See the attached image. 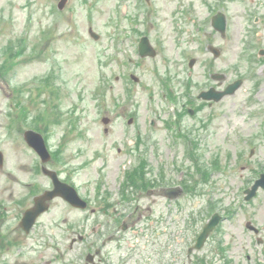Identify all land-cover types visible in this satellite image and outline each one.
Instances as JSON below:
<instances>
[{
	"label": "rangeland",
	"instance_id": "1",
	"mask_svg": "<svg viewBox=\"0 0 264 264\" xmlns=\"http://www.w3.org/2000/svg\"><path fill=\"white\" fill-rule=\"evenodd\" d=\"M59 1L0 0V150L5 158L0 168V199L5 200V189L12 186L17 193L26 192L28 187L23 184L27 182L33 183L34 189L51 187L50 180L37 170L42 165L40 158L24 139L25 131L33 129L44 135L54 155L46 166L73 182L81 196L90 201L89 209L99 211L94 214L90 210H72L58 199L29 237H19L18 221L30 201L15 195L18 204L13 218L19 216L18 221L0 227V233L10 240L0 249V257L9 264H42L50 260L51 264H59L54 259L61 255L57 253L58 242L80 235L91 242L92 233L99 227L103 230L111 217L101 211L107 196L118 208L116 204L129 179L127 176L123 180L124 172H131L130 167L140 164V160L148 168L146 181L165 176L170 183L178 184L188 175L197 181L203 177L188 156L191 152L200 154L209 166L216 156L204 150L200 140L188 150L183 141L187 137L179 135L185 127L171 124L173 108L179 105L169 102L160 80L170 76L176 82L172 89L180 97V105L186 102L185 89L179 82L186 81L189 58L206 57L190 44L192 39L201 41L196 35L201 18L212 31L209 18L214 13L224 11L228 16L226 38H210L224 50L220 71L226 75V84L247 75L249 63L243 61L242 50L264 49V0H185L187 6L179 15L183 22L171 28L183 31L179 35L166 28L157 34V26L151 24L157 23V17H169L175 9L181 10L184 5L181 7L178 0H154L151 6L144 0H69L64 10H58ZM257 3L262 5L258 7ZM193 20L197 21L195 26ZM90 27L100 35L99 40L92 38ZM146 30L157 50L152 59L138 55V43ZM196 72L193 82L198 86L203 83V67L198 66ZM176 73H180L177 80ZM131 74L140 82L132 81ZM46 78L50 79L49 88L43 87L47 81L41 83ZM52 90L55 94H51ZM192 91L198 94L200 88ZM249 91L246 83L225 103L228 107L241 103ZM44 110L53 115L38 123L32 121L34 117H47ZM105 117L111 120L109 124L103 123ZM51 118L54 119L50 121ZM186 121L189 122L187 118ZM240 176L248 178L249 171L239 166L226 169L224 174L215 172L206 185L201 184V194L184 195L178 201L165 199L160 189L156 197H150L147 192L133 195L136 189L128 188L134 198L131 209L137 204L143 207L142 216H135L138 232L128 235L131 263L141 262L132 250L149 240L155 229L148 227L156 222L157 244L173 251L182 249L186 256L193 238L217 211L228 220L195 255L203 258L201 264H264V244H257L245 226L253 218L263 223L264 193L250 202L244 200L243 194L234 198L229 192H236L235 181L240 183ZM184 228L183 235L189 234L186 245L181 244V237L176 238ZM192 264H197L195 259Z\"/></svg>",
	"mask_w": 264,
	"mask_h": 264
},
{
	"label": "flooded vegetation",
	"instance_id": "2",
	"mask_svg": "<svg viewBox=\"0 0 264 264\" xmlns=\"http://www.w3.org/2000/svg\"><path fill=\"white\" fill-rule=\"evenodd\" d=\"M233 1L236 0H229L228 3H232ZM178 2L182 7L185 0H178ZM191 5H193V3H191ZM257 5L259 7L262 3H257ZM186 6L185 4L181 10L179 8L175 9V11L172 12V16L157 17V23H151L153 26H157V34L164 28L169 31L175 30L177 35L183 33V31L178 33L177 28H171L174 24H182V17H179V15L183 14V10H185ZM212 17L209 18L210 21ZM207 18L205 17V19ZM210 23L212 31H209L207 22H204L202 18L201 24H197V21L193 20L192 25L195 26L197 24L196 35L200 37L201 41L196 40L197 42H195V39H192L190 44L194 46L193 48H196L198 53L204 52L206 57L203 59H198L197 57L189 58V70L185 78L186 81L184 82L182 80L179 82L180 84L185 83L187 87L186 113L183 118H180L184 113V110H182L179 115V121H175L174 124L177 126L181 124L185 127L182 134L188 137L190 145H193L195 140H200L204 150L215 154V162H218L220 166L219 172L217 173L224 174L226 173V169H236L239 166L243 171H249L248 178L240 176V183L235 181L238 185L236 192L234 193L232 190L229 192V194L233 193L234 198H239L242 194L245 198L247 191L257 183L262 175H264V49L251 48L242 50L245 54L243 55V61L250 62L246 71L247 75L246 77L241 75L237 80L226 84V75L224 72L220 71L224 50L219 48V46L214 44V41L210 39L219 36L222 39L226 37L217 29L213 28V21ZM149 33V30H146V32L142 33V36H146ZM205 41L206 43L204 44ZM157 47L160 48V44ZM198 66L203 67V72H201L200 76V79H203V83L195 86L193 80L197 73L196 70ZM179 76L180 73H176L175 80L179 79ZM166 77L168 78L170 76ZM238 80H241L240 87L233 94L221 98V93L226 91L229 86L235 84ZM246 83L250 86L248 98L241 103H233L228 107L225 103L226 100L239 93ZM195 87L200 88L198 94L192 91V88L194 89ZM201 93L205 95L203 100L199 99ZM186 118L189 122L186 121ZM187 123L189 124L187 125ZM179 130L183 131L182 129ZM247 152H249L248 156L246 155ZM215 162L210 163V167H212ZM41 168L42 166H40V169ZM37 169H39L38 166ZM23 185L28 187L26 192L17 193L14 186L5 189L7 197H5V200L2 202L0 199V227L10 225L13 220L16 222L18 221L19 216L13 218L16 212V205L18 204V201L16 202L14 200L15 195L24 199H29L30 201L23 209V215L25 210L33 206L35 196L51 189V187L40 188V190L37 188V191L39 190L41 193L35 195L33 183L27 182ZM177 185L180 186L185 193L183 185L180 183L173 186ZM134 189L136 190L133 191V195L137 194L140 196L141 193L144 192V190L140 188ZM157 190L156 179L153 181V186L147 190L148 196L156 197ZM163 191L164 189L161 188V195H163ZM263 193L264 186H261L255 198L261 196ZM118 195H120V193ZM131 200H134V198L131 197L130 193L122 190L121 199L116 204L118 208L115 205H110L102 209L106 215H111L103 229L107 235L101 234L100 229H98V231L96 230L92 233L93 240L89 243L87 239L81 235L78 236V240L72 238L70 241H60L56 245L58 250L57 253L61 255L59 257H54V259L58 260L59 264H132L131 256L129 255L130 249L127 244V242H129L128 233L133 225L132 223L130 224V219L135 217L137 213H139L140 216H142L143 213L140 204H137L133 210L131 209ZM96 211L97 210L94 209L93 213ZM22 215H20V219ZM113 216H117L118 218H114ZM126 216L128 217L127 220L124 219ZM253 220L255 219L253 218L252 221ZM256 222L257 225L255 228H257V230L252 232L255 235L256 243L262 245L264 243V229H262L261 226L264 224V220L263 223L259 221ZM154 229L155 233L149 240H146L141 247L132 250L134 255L140 257L141 262L139 264H191L194 253L193 247L188 246L189 248L186 255L187 261L184 255L185 252H183L182 249L177 248V250L173 251V249L171 250L166 245H158L157 238L159 232H157V225L154 226ZM183 232L184 230H181L180 234H183ZM21 234L25 233L19 228L18 236L20 237ZM31 234L32 233L28 235L25 234L26 238ZM180 237L183 239L181 244L186 245L187 243L184 241V235ZM185 237H189V235ZM1 238H3V240H1ZM16 240L17 239H15L13 243H16ZM9 241L10 240L5 235L3 236V234L0 233V249H2L5 242L8 243ZM86 242L87 245H85ZM82 244L85 245V247L82 248L80 246ZM61 248L63 249L61 250ZM160 260H162V262ZM52 261L53 260L43 262L42 264H51ZM0 264L9 263L2 262L0 257Z\"/></svg>",
	"mask_w": 264,
	"mask_h": 264
},
{
	"label": "water",
	"instance_id": "3",
	"mask_svg": "<svg viewBox=\"0 0 264 264\" xmlns=\"http://www.w3.org/2000/svg\"><path fill=\"white\" fill-rule=\"evenodd\" d=\"M215 27L219 29L220 31L224 32L226 28V20L224 16H218V19H215L214 23ZM97 38V36L95 35ZM140 53L142 56H155L156 52L151 46L148 38H143L140 43ZM239 84H235L229 87V89L225 92L233 93ZM105 123H108L109 120L105 119ZM26 140L28 143L35 148V150L38 152V154L41 156L43 162H47L50 160L51 156L47 150V147L45 145V141L42 138L41 135L35 133L34 131H27L25 134ZM0 160L2 162V154L0 152ZM45 170V169H44ZM45 173L50 175L55 183V189L53 191H48L42 196H38L35 198V206L29 210L24 215V218L21 222V226L25 229L26 232L31 231L33 228L36 219L44 212H46L49 209V201L54 199L56 196H61L64 199H66L68 202L73 204L74 206L83 207L85 208V203L81 200V198L78 196L75 189L72 187L60 183L57 175L55 172L47 171L45 170ZM175 190H169L168 195L171 197H174L175 195H171V192ZM220 221V217L218 215H214L213 218L210 220V222L205 226L203 233L198 239L197 248H201L204 244L205 240L207 239L210 232L217 226V224Z\"/></svg>",
	"mask_w": 264,
	"mask_h": 264
}]
</instances>
